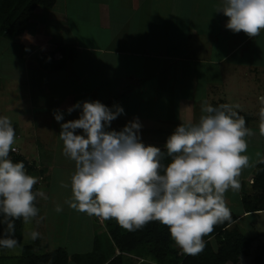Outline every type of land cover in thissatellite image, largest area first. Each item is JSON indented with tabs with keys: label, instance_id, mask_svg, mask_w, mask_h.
<instances>
[{
	"label": "crops",
	"instance_id": "0c3cea01",
	"mask_svg": "<svg viewBox=\"0 0 264 264\" xmlns=\"http://www.w3.org/2000/svg\"><path fill=\"white\" fill-rule=\"evenodd\" d=\"M221 3L57 0L52 8L38 6L20 36L0 39V58H6V66L0 65V78L5 75L0 100L10 97L8 117L22 142L14 145L22 154V145L29 148L38 185L48 176V197L42 204V196L37 199L45 227L49 211L56 209L54 179L60 185L67 180L70 186L75 170L59 138L61 124L80 116V109L68 114L69 107L96 100L110 108L119 105L124 113L109 131H120L138 118L145 145L155 139L166 145L163 138L182 121H199L204 102L213 107L239 105L235 110L248 116L246 127L254 133L246 137L244 153L254 166L242 170L239 191L229 189L225 200L236 216L230 228L253 239L238 264H264V209L247 211L242 203L244 195H258L253 184L258 161L264 158L258 99L264 95V30L253 38L243 31L234 33L226 27L229 17L216 12ZM13 64L21 69L18 74L9 69ZM56 110L63 113L60 122ZM96 235L91 236V250ZM58 247L81 253L66 245L51 250Z\"/></svg>",
	"mask_w": 264,
	"mask_h": 264
},
{
	"label": "clouds",
	"instance_id": "9594fccd",
	"mask_svg": "<svg viewBox=\"0 0 264 264\" xmlns=\"http://www.w3.org/2000/svg\"><path fill=\"white\" fill-rule=\"evenodd\" d=\"M216 12L229 17L226 27L234 33L243 31L253 38L264 30V0H222ZM258 99L262 105L259 132L264 136V95ZM238 108L204 102L198 122L182 121L168 137L165 148L171 162L165 165V153L142 142L138 118L120 131L108 130L124 113L123 107L110 108L99 100L77 102L67 112L80 109L79 118L62 123L59 134L63 155L75 164L72 195L65 204L89 216L115 220L129 232L158 221L168 227L183 253L198 255L206 247L204 238L217 225L231 222L225 193L239 191L242 170L254 166L244 155L246 137L254 133ZM54 117L57 122L64 118L59 110ZM78 129L82 134H77ZM15 142L11 119L0 116V223L7 225L0 234V249L9 252L19 243L14 220L23 218L28 224L36 218L35 202L44 195L33 190L38 178L28 174L24 162L10 159ZM258 162L264 163V158ZM61 187L69 185L61 182ZM55 210L62 212L63 207L57 205ZM39 238L38 231L24 234L25 240Z\"/></svg>",
	"mask_w": 264,
	"mask_h": 264
},
{
	"label": "trees",
	"instance_id": "16d2710c",
	"mask_svg": "<svg viewBox=\"0 0 264 264\" xmlns=\"http://www.w3.org/2000/svg\"><path fill=\"white\" fill-rule=\"evenodd\" d=\"M57 0H0V39L14 40L26 29L29 20L38 6L52 8ZM248 121V116L238 112ZM165 153L163 164L171 162L165 147H160ZM13 162L23 161L28 174H34L36 165L30 162L22 153L10 152ZM44 174V170L41 169ZM48 181V176L45 177ZM258 195H244L242 203L247 211L264 209V163H259L254 181ZM39 191V185L34 186ZM38 199V197H37ZM37 207V200L35 202ZM231 222L217 225L210 236H206V247L198 255L180 254L172 240L167 226L158 221L148 223L140 230L129 232L115 220H105L106 230L97 233L93 249L88 253L70 254L65 247L44 251L40 241L23 244V218L14 220L15 238L18 246L23 244L19 264H123L126 254L149 260L150 264H238L242 254L247 252L253 239L243 234L238 228H230L236 216L231 212ZM3 216L0 215V221ZM7 225L0 223V234ZM119 251V253H117Z\"/></svg>",
	"mask_w": 264,
	"mask_h": 264
},
{
	"label": "rangeland",
	"instance_id": "374dc122",
	"mask_svg": "<svg viewBox=\"0 0 264 264\" xmlns=\"http://www.w3.org/2000/svg\"><path fill=\"white\" fill-rule=\"evenodd\" d=\"M2 39V38H1ZM6 58H0V65L4 64V61ZM9 69L13 70V72L19 73V70H21L18 66L16 67L13 64V67L11 66ZM5 75H3L0 80L5 79ZM11 100L10 97L6 98L3 97V100H0V116H11V111H9ZM16 134L18 132V129L15 128ZM164 142H167V138H163ZM16 143L21 144V139L16 138ZM160 144L158 140H150L147 141L146 145H152L156 147L165 146V145H158ZM166 144V143H164ZM21 152H23L24 155L28 157V160L31 161V155L27 153L28 150L25 148V145L21 146ZM39 167V166H38ZM36 172V171H35ZM34 172V173H35ZM41 185L39 187L41 188V192L44 194L41 198V204L44 203V201L48 197V190H47V182H45V179L40 178ZM67 181V180H66ZM64 182L69 185L68 182ZM49 185V184H48ZM54 187L55 191V201H53L52 205L55 204L61 205L63 207L62 212H57L55 209L52 211H49V214L47 216V226L44 225V215L43 212L40 210L38 212V216L36 218H33L28 224H25L23 222V244L31 243L32 240H25L24 234L26 232L31 231H38L41 234V238L37 239L36 241H40L41 245H43V250L48 251L52 248H55L56 246H68L69 250L71 252H81L85 253L91 250L93 241L91 240V236L93 232L101 233L100 231L106 230L105 228V220H102L96 216H84V213L75 211L71 209L67 204H65V200L69 199L70 193H71V187L68 188L61 187L60 181L54 179L52 183V188ZM46 197V198H45ZM44 211V209H43ZM40 217H43V220H40ZM37 220H40L39 223H37ZM71 240L69 243H67L66 239ZM83 237L84 240H77V238ZM46 238V239H45ZM51 238V239H50ZM64 240V241H63ZM60 241V242H58ZM65 242V243H61ZM23 244L17 246L13 251L9 252L6 249H0V264H19L20 261V255L22 254ZM179 249V253L182 254L183 251ZM228 263V262H227ZM232 263V262H231ZM69 264H78L75 261H70ZM123 264H150L149 260L142 259L140 257H134L131 255H127L124 258ZM230 264V263H229ZM234 264V263H232Z\"/></svg>",
	"mask_w": 264,
	"mask_h": 264
},
{
	"label": "built area",
	"instance_id": "2783aa9c",
	"mask_svg": "<svg viewBox=\"0 0 264 264\" xmlns=\"http://www.w3.org/2000/svg\"><path fill=\"white\" fill-rule=\"evenodd\" d=\"M14 148H15V151H14V152H15V153H18V152H19L18 147L14 145ZM100 219H101V218H100Z\"/></svg>",
	"mask_w": 264,
	"mask_h": 264
}]
</instances>
